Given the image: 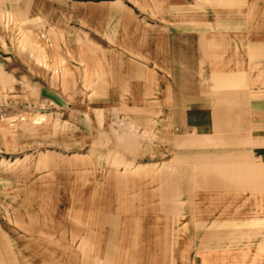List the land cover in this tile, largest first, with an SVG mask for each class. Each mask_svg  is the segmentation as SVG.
<instances>
[{"label": "rangeland", "instance_id": "obj_1", "mask_svg": "<svg viewBox=\"0 0 264 264\" xmlns=\"http://www.w3.org/2000/svg\"><path fill=\"white\" fill-rule=\"evenodd\" d=\"M259 21L264 0H0V234L7 244L25 253L45 233L70 250L71 264H111L103 244L89 250L72 236L96 231L92 216L116 214L104 203L108 194L116 197L121 182L156 191L161 174L213 168L239 189L233 206L219 209L217 192L207 190L206 219L227 210L238 219H222L218 237H199L200 254L215 264H263L264 128L250 114L252 102L264 103ZM188 93L218 102L199 127L182 120ZM187 203L171 199L173 215L192 218ZM137 217L141 241L152 244L153 216ZM198 256L192 249L189 264H201Z\"/></svg>", "mask_w": 264, "mask_h": 264}, {"label": "crops", "instance_id": "obj_2", "mask_svg": "<svg viewBox=\"0 0 264 264\" xmlns=\"http://www.w3.org/2000/svg\"><path fill=\"white\" fill-rule=\"evenodd\" d=\"M255 20V19H254ZM256 23V20L254 21ZM264 24L259 21L258 24ZM163 44V43H162ZM217 99L209 94L191 93L185 94L180 99V110L182 120L189 119L194 121L192 126L199 127L196 120L213 112L217 105ZM264 105L261 101L252 102L250 114L252 120L257 125L264 128ZM184 118V119H183ZM238 171L234 169L233 175ZM223 172H218L213 168L210 170H185L182 175L173 173L171 175L161 174L157 180L153 181L156 191L145 190L132 182L122 184L116 191V197L108 194L104 199L105 205L115 208V215L92 216V227L96 231L92 232H72L76 239H82V248L98 250L103 244L104 258L111 264H189L188 254L192 249H197L201 264H215L214 256L209 259L202 257L199 250H202V242L196 243V240L205 239L207 233L213 238L218 237L216 228L225 223V217L230 221L237 220L233 218L227 210L225 214L213 215L210 220L206 219L204 207L206 205V192H217L214 196L215 207L233 206L236 196L232 195L234 190L239 189L227 179L223 180ZM207 175L210 176L207 178ZM207 182L209 187L207 188ZM258 185V183H255ZM261 184H264L261 182ZM159 185V186H158ZM251 188V186H243ZM182 189V192H179ZM137 191L136 197H129L128 193ZM110 192V191H109ZM185 197L187 200L186 211L193 214L189 220L177 218L173 215L174 205L170 204L171 199L180 200ZM77 206L82 205L79 200V191L72 194ZM197 200L198 203L195 201ZM205 204V205H204ZM177 205H181L178 203ZM219 209V207H217ZM80 210V209H79ZM77 216L81 211H76ZM169 213L172 217L162 219L160 213ZM153 216L150 219L149 234L153 238L152 244L141 241L142 227L141 218L149 214ZM217 214V213H216ZM131 215L134 219H129ZM224 222V223H223ZM228 222V221H226ZM134 225V227H133ZM42 234V233H41ZM81 237H80V236ZM42 238L28 243L30 251L21 253L14 249L11 244H7L4 236L0 234V264H71L72 254L69 249L62 248L50 238L55 239L53 235L42 234ZM50 237L46 241V237ZM61 237V236H60ZM101 239L105 242L98 243ZM75 241V239H74ZM80 246V247H81ZM199 246V247H198ZM264 264V263H263Z\"/></svg>", "mask_w": 264, "mask_h": 264}]
</instances>
